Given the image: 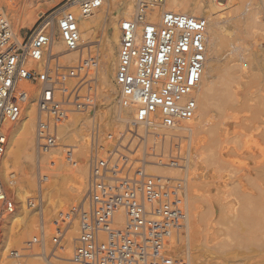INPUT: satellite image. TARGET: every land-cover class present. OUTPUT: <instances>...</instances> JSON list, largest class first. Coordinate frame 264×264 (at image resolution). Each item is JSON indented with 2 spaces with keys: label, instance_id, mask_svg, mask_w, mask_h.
I'll list each match as a JSON object with an SVG mask.
<instances>
[{
  "label": "built area",
  "instance_id": "2783aa9c",
  "mask_svg": "<svg viewBox=\"0 0 264 264\" xmlns=\"http://www.w3.org/2000/svg\"><path fill=\"white\" fill-rule=\"evenodd\" d=\"M165 2L134 0L132 16L119 23L115 101L118 112H130L132 119L125 124L123 137L112 139L107 135L110 142L105 145L99 144L98 127H91L83 201L74 211L58 213L66 226L77 220L73 264H187L175 260L168 249L170 239L186 223V212L178 197L180 183L148 176L144 167L148 164L146 158L153 156L150 152L155 151L147 147L154 131H174L195 116L193 93L205 62L207 23L204 18L165 11ZM71 4L78 7L81 17H87L101 8L103 0H67L64 7ZM154 9L160 13L150 22L147 17ZM55 31L65 52L79 50L78 19L67 9L40 15L24 37L13 32L0 12V168L6 134L19 121L30 98L36 108L37 156L58 146L57 127L70 114L95 110L96 81L89 76L98 67L96 57L77 65L61 64V52L51 49ZM32 89L36 91L34 97ZM63 147L66 161L75 167L76 148ZM179 149L176 147L175 155L166 157L167 164L158 161V165L181 168ZM137 153L138 158H131ZM47 181L48 177L37 171L38 190L25 202L27 209L39 214L37 229L20 251H9L14 259L26 258L36 249L43 259L57 258L55 248L65 237L67 227L51 230V246L46 254L48 235L40 211L41 186ZM14 210L0 181V217Z\"/></svg>",
  "mask_w": 264,
  "mask_h": 264
},
{
  "label": "rangeland",
  "instance_id": "374dc122",
  "mask_svg": "<svg viewBox=\"0 0 264 264\" xmlns=\"http://www.w3.org/2000/svg\"><path fill=\"white\" fill-rule=\"evenodd\" d=\"M66 1L0 0V12L7 18L13 32L17 36L24 37L36 24L41 14L44 17L57 14L64 7ZM201 1L205 5L213 3L207 0ZM215 2L223 4L224 9L221 11L222 15L218 17L219 21L211 24L208 64L201 84L203 91L213 89L208 93L210 103L203 111L201 118L193 122L198 125L196 132L191 128L185 129V125L180 124L174 131H167L171 134L165 140L157 135L148 138L147 147H152L155 151L150 152L153 156L146 158L148 164L144 170L146 175L149 174L148 176L168 178L179 182L183 180L184 182L182 191L178 192V197L186 212L187 223L184 228L175 233L168 243V249L175 260H184L187 264H264V222H260L261 225H259L260 223L253 218V215L256 214L257 199L262 205L260 212L264 217V187L260 184L258 186V182L256 184L255 178H253L255 177L256 161L259 164L264 160V125L261 123L264 121V0H217ZM120 3L121 0H103L101 8L96 10L90 18H87V21H90L94 27L89 45L90 50H85L87 48L85 45L81 48L82 50L84 48L82 60L86 57H96L98 61L97 69L92 71L89 76L90 78L94 77L96 81L97 102L93 113L70 114L79 115L88 120L85 154L86 177L81 192L82 197L80 195L81 199L73 207L67 205L65 200L67 196H65L66 192L63 190V186L61 191L63 194L61 192L54 194L52 204L46 200L44 192H41L43 202L40 212L48 235L47 240H45L46 254L51 246L49 241L51 230L55 226H66L65 221L58 218V213L66 214L68 211H74L83 201L87 181L91 127H98L100 145L110 142L106 138L107 135H110L112 139L120 138L123 137L125 131V126L122 129L120 127L125 122L119 119L120 112L117 110L115 101L117 100V89H113L114 86L110 88L111 101L108 104L103 97H100L98 76L103 65L104 48L107 42H110L112 52L115 53V42L113 30L109 29L108 21H101L99 24L95 21V17L102 13L105 14L110 8H119ZM133 9L130 17L133 14ZM126 18L129 17L123 19ZM120 21H117L116 24L119 25ZM55 35L57 36V32ZM235 36H239V43L243 46L242 56L239 57L233 50L234 44H231ZM62 46H64L63 43ZM60 62L66 65L62 58H60ZM77 62L78 59L72 65H77ZM109 79L110 85H112V77L110 76ZM232 79L234 83L231 84ZM232 91L238 93L235 99L241 100V103H244L243 100H247V104H245L246 101L244 103L245 109L241 113H232L230 110V106H238L239 104L230 105L227 103L230 94L233 93ZM210 92H212V96ZM255 110L256 115L254 114ZM128 119L130 121L132 118L129 117ZM225 127L231 128L229 134L226 135L229 142H227L228 145L225 144L227 145L224 150L225 153L219 156L215 154L216 150H210L209 146L218 140L219 131ZM155 131L158 134L164 130L157 129ZM33 136L35 140V126ZM127 139L128 137L125 138L123 145L126 144ZM66 146L75 145L74 143H67ZM176 147L180 148V156L183 158L182 162H179L181 168L157 165L158 161L167 164L166 157L175 155ZM61 152L63 163L73 168L65 159L64 147ZM32 154L35 156L34 151ZM137 156L138 153L131 158L135 159ZM156 156H161V158ZM34 164L35 161L33 164L24 162L19 167L20 171L26 175L32 174L34 178V187L30 189L29 197L35 196L38 190L36 175L39 169ZM40 172L48 177V181L42 185L44 188L50 183L51 175L45 170H40ZM193 180H196L195 183ZM2 185L5 188L4 184ZM8 198L14 200L10 196ZM38 219L39 214L29 210L27 221L17 228L23 237L18 243L8 248V255L10 250L20 251L24 243L34 235ZM74 220H71V223L66 226V234L69 235L72 232L74 234L70 243L71 255L74 239L78 234L77 220ZM66 236L55 248L57 258L43 259L38 255V249H36L37 251L34 250L33 253L36 255L32 257L39 259L44 264L67 263L66 260L60 259Z\"/></svg>",
  "mask_w": 264,
  "mask_h": 264
},
{
  "label": "bare ground",
  "instance_id": "6f19581e",
  "mask_svg": "<svg viewBox=\"0 0 264 264\" xmlns=\"http://www.w3.org/2000/svg\"><path fill=\"white\" fill-rule=\"evenodd\" d=\"M212 2L213 3H211V5L210 4L205 5L201 0H166L164 6L162 8L165 11H171V12H175V13H183V14H187V15H190L193 17L204 18L206 20V23H207L206 29H205V62L203 65V70H202L200 82H199L196 90L193 93V98L196 101L197 110H196L195 116L192 120L185 122V123H182L185 125V129L191 128L195 132L197 130L198 125H196L193 122H195V120L201 118L203 111L205 110V108L208 107V105L210 103V96L208 93L210 90L213 91V89H210L209 91L206 90L207 91L206 92V91H203L201 89V84H202L204 75L206 73V68H207V64H208V52H209V44H210L209 32H210L211 24L213 22L217 23L219 21L218 17H220L222 15L221 11H223V9H224L223 4L217 3L215 1H212ZM133 3H134V0H123V1L121 0V3H120L121 6L120 7L118 6L119 8H114V7L110 8L105 14L102 13V14L98 15L97 17H95V19H96L95 21L98 22L97 24H99V22H101V21L102 22L108 21L109 29L113 30L112 31L113 32V39L115 42V53L112 52V47L110 46V42H107V44L105 45L104 52H103V65H102V68H101V70L99 72V76H98V80L100 82V89H99L100 97H103L105 99V102H107V104L110 103V101H111L110 88H112V86H114L113 89H115V90L117 89L115 86V83H114V78H115L117 64H118L117 52H118V43H119V35H118L119 25H117L116 22L120 21L121 19H123L125 17L130 18L129 15L132 13V8L134 5ZM65 9H67V10H69V12H72L73 14H75L76 18L78 19L80 48L76 52H71V53L65 52V48H64V46H62V41L57 34L58 38L55 35L56 37H54L52 40L51 49H52V51H56L54 53L61 52L62 57H60V58H62L64 63L66 65H72L76 62L77 59H78V62L82 61V52L84 51V48H83V50L81 48L83 45L87 46V48H85V50H90L89 45H90V40H92V32H93L94 26L92 27V25H91L92 23L90 21H87V18H90L91 15L87 16V17H81L80 13L78 11V7L76 5L71 4V5H68L67 7H63L59 12L65 10ZM159 13H160L159 9H154L153 11L150 10V13L148 14V17H147L148 21L152 22L154 20H157ZM126 19H128V18H126ZM55 33H56V31H55ZM138 33H140V32H138ZM239 40H240L239 36H235V38L232 39V42H231V44H234L233 50L235 51L236 56H238V57L242 56V50H243L242 49L243 46L241 43H239ZM110 76L113 79L112 85H110V79H109ZM228 79H230V78H228ZM236 82L238 83V80ZM232 83H234V80L231 82V84ZM227 87L230 88V86H227ZM205 89H207V88L205 87ZM232 92L233 93L230 94L229 99L227 100L229 102H227V103H229L230 105L239 104L238 106H230V110L232 113H241L245 109L244 103L246 101L245 104H247V100H243L244 103H241L242 102L241 100L235 99V97H237L238 93H235L234 91H232ZM210 93L212 96L213 95L212 92H210ZM30 94L32 97L36 96L35 89H32ZM247 108H248V105H247ZM254 114L255 115L257 114L256 110H255ZM259 114H261V113L259 112ZM129 117H132L130 112L128 115V113L126 111H122L120 113L119 119L122 120L123 122H125V124H126L129 121V119H128ZM252 119H253V117H252ZM87 121L88 120H86V118L79 116V115L68 116L57 127L58 137H59L58 146L55 149L51 150L48 154H42L40 156H37L35 153L36 140H34L33 135H34V126L36 124V108H35V104L33 103V99L30 98L26 102L23 113L21 115V118L16 123V125L14 124V127L11 126L9 128V130L6 134V146H5L3 159L1 162L0 181L2 180L1 184H4V186H5V188L4 187L3 188H4V191L7 195V198L10 196L14 199L11 201H13V203L15 205V210L11 214H4L0 217V264H44L39 259L32 257V256L36 255L33 252L29 253L28 258H26L23 261L21 260L23 258L14 259L7 254L8 248L10 246L18 243L23 237V235L19 234L17 228L19 226H21L22 224H24L29 217V210L26 208L25 200L27 197L30 196V189H32V187H34V180H33L34 178H33L32 174L26 175V173L19 170V167L24 162H30L31 164H33L35 161L34 165H36V168L39 169L38 170L39 172H40V170L41 171L45 170L51 175L50 183H48V185L44 188L41 186V192L42 191L44 192V197L46 198V200L48 202H51L54 194H58V192H61L62 186H63V190L66 192L65 196H67V199L65 198V200L68 203L67 205L70 207H73V205L76 202H79L78 200L81 199L80 195L82 194L81 192L83 189L84 179L86 177L85 154H86V145H87L86 143H87V137H88L86 134V130L88 129L87 128L88 127ZM230 121H232V120H230ZM261 123L264 125V121H262ZM125 124L120 125L121 129L125 126ZM255 128L257 129V127H255ZM230 129H228L226 127L224 129H221L219 131L220 135H219L218 140L214 141L209 146L210 150H213V151L216 150L215 154H218L220 156L221 154L223 155L225 153L224 152L225 147L228 145L227 142H229L228 137L226 138V135L229 134L228 132ZM247 129H248V127H247ZM138 131L141 132L142 130L139 129ZM154 133H155V135L160 136L159 138H164V140L171 134L167 131L166 132H164V131L159 132L158 134H156V131H154ZM116 134L118 135V133H116ZM263 136H264V134H263ZM244 137H245V134H244ZM229 140H231V139H229ZM237 142L239 143V141H237ZM67 143H74V145H75L74 147L76 148V151H74V152H75L77 164L73 168L70 166H67L68 164L66 165L65 163H63L62 157H61L62 156L61 150L63 149V146L67 145ZM225 144H227V145H225ZM32 151H34L35 156H33ZM34 158H35V160H34ZM181 159L183 160V158H181ZM260 162H261V160H260ZM37 163H38V165H37ZM159 166H165V165H159ZM169 168H173V167H169ZM254 171H255V177H253V178H255L256 184L258 182V184H257L258 186L260 184L264 187V160L259 164H257V161H256V166L254 168ZM195 178H197V177H195ZM195 181H194V183H195ZM177 182L180 183V187L182 189V184L184 183L183 180H180V182L179 181H177ZM66 183H67V185L65 186ZM261 191L263 192V190H261ZM81 197H82V195H81ZM261 198H262V195H261ZM55 199H56V196H55ZM58 199H60V198H58ZM58 199H57V201H58ZM64 203H66V202H64ZM51 204H52V202H51ZM255 207H256L255 208L256 214H255V216L253 215L254 213L252 214L253 218H255V221H257L258 223L264 222V217H263L262 213L260 212L262 205H261V203H259L258 199H257ZM64 208H67V207H64ZM59 210H61V209H59ZM263 210H264V207H263ZM116 220H118V217H116ZM186 223H187V216H186ZM186 223H185L184 227L186 226ZM249 224H250V222H249ZM255 224H256V222H255ZM116 225L121 226V224H117V223H116ZM253 225H254V223H253ZM259 225H261V223ZM73 231H74V229H73ZM75 231H76V229H75ZM66 233H67V231H66ZM72 233H69V235L66 234L67 236L65 235L66 236V242L62 246L61 253H60V259L64 260V261L66 260L67 261V263L65 262L66 264H73L72 262H70L71 256H72L71 251H70V246H71L70 243L72 242L73 235H74ZM64 239H65V237H64ZM73 246H74V243H73ZM10 251H17L18 252V250H10Z\"/></svg>",
  "mask_w": 264,
  "mask_h": 264
}]
</instances>
